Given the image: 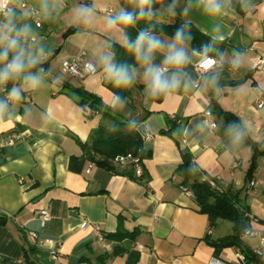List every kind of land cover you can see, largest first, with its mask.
Returning <instances> with one entry per match:
<instances>
[{"label": "crops", "instance_id": "0c3cea01", "mask_svg": "<svg viewBox=\"0 0 264 264\" xmlns=\"http://www.w3.org/2000/svg\"><path fill=\"white\" fill-rule=\"evenodd\" d=\"M239 3L240 11L232 0H225L222 14L215 18L193 7L188 17L160 19L164 24L190 19L202 33L226 42L227 47L207 74L200 71L193 55L186 72L199 90L182 88L158 101L144 89L135 92L130 104L116 109L129 121L145 123L155 134L152 142H144L152 156L142 161V177L135 179L92 163L82 173L70 171L71 157L83 154L75 139L87 142L105 123L101 115L70 96L72 88H84L107 105L112 92L99 69L96 75L79 80L62 68L63 62L78 56L95 62L97 53L111 50L108 45H120L116 35L106 30V18L120 8L133 11L131 0H49L50 14L42 11L41 0H29V8L40 11L42 28H37L29 10L16 13L18 24L33 29L35 41L29 40V46H42L47 53L40 65L46 75L41 88L24 91L0 120V264H28V252L35 264H102L98 256L117 249L104 264H239L238 250L210 244L234 232L224 235L195 197L182 189L178 171L186 154L204 180L214 179L221 188L237 192L241 205L248 208L250 225L259 239L264 237V104L259 107L264 103V65H260L264 0ZM78 5L95 6L91 26L74 22L73 9ZM161 60L158 55L155 63ZM237 60L238 66L233 63ZM213 75L215 83L206 84ZM137 83L143 84L140 79ZM220 110L231 112L238 122L227 121ZM174 116L182 120L177 124L181 136L164 133L172 129ZM241 122L246 139L237 145L227 129ZM43 210L51 215L45 226L40 221ZM119 230L134 236L122 242L107 237ZM35 234L47 243L39 244ZM51 250L58 253L56 259Z\"/></svg>", "mask_w": 264, "mask_h": 264}, {"label": "clouds", "instance_id": "9594fccd", "mask_svg": "<svg viewBox=\"0 0 264 264\" xmlns=\"http://www.w3.org/2000/svg\"><path fill=\"white\" fill-rule=\"evenodd\" d=\"M17 2L0 0V17H3L0 19V91H4L9 82L13 84L5 98L0 99V120L9 114L11 105L22 99L24 91L38 90L45 83V70L39 66L45 62L47 53L42 46H29L28 41L35 39L33 29L27 23H17ZM181 3L183 7L178 8ZM224 3L225 0H171L168 3L165 0H131L134 10L120 8L108 16L106 30L114 33L116 42L134 56L136 65L117 63L115 53L104 50L97 53L95 62L89 64L92 75H96L99 69L102 79L116 89H128L140 79L147 95L154 98L169 97L182 88L199 90L196 81L186 72L187 67L193 64V55L198 57L197 62L206 74L217 66L218 61L209 54L212 50L210 44L203 45L199 51L190 49V19H185L171 38L157 34L154 26H150L140 30L132 39L128 29L139 20L150 22L164 16L188 17L193 7L200 9L205 16L215 18L222 14ZM41 9L45 14H50L49 0H41ZM95 17L94 5H78L73 9V20L77 24L91 26ZM158 55L162 57L159 64L155 63ZM233 63L238 66V60ZM205 83L214 84V75L209 76ZM123 104L124 98L113 92L108 107L116 110ZM246 131L242 122L233 123L228 126L227 134L234 144L239 145L246 139Z\"/></svg>", "mask_w": 264, "mask_h": 264}, {"label": "trees", "instance_id": "16d2710c", "mask_svg": "<svg viewBox=\"0 0 264 264\" xmlns=\"http://www.w3.org/2000/svg\"><path fill=\"white\" fill-rule=\"evenodd\" d=\"M232 5L240 11L239 0H232ZM18 14V12H16ZM20 13V12H19ZM21 17V16H20ZM161 18H154L148 22L139 20L135 26L128 29V34L132 39H135L138 32L142 29L154 26L157 34H164L173 37L176 29L182 22H175L172 24H164L160 21ZM191 40L189 45L194 50L199 51L203 45L210 44V55L220 59L227 47L226 42L213 40L209 36L202 33L197 27L192 24ZM111 51L115 53L114 59L117 63L136 65L135 58L126 49L118 44L111 45ZM40 67V66H39ZM32 71H36L33 69ZM18 83V82H17ZM105 86L113 93L124 98V103L130 104L135 96V92L143 91L144 85L137 82L128 89H116L104 81ZM12 88V82L7 85ZM73 98L85 108L90 109L94 113L102 116L105 123L95 129L87 142H82L75 139L83 154L81 156H73L70 159V171L74 173H82L88 163L97 165V167L104 168L117 175H125L135 179L136 162L139 165L142 161L149 159L152 156L151 149L145 148L142 135L140 134L139 126L141 123L129 121L124 116L120 115L117 110H113L108 105L92 92L84 88H72L71 93ZM163 97L158 98L161 101ZM220 115L227 121L238 122V118L231 112L220 110ZM173 126L169 132L165 134L176 133L182 135V131L178 128L177 122L172 120ZM119 157H130L125 162L117 161ZM256 158V155L255 157ZM183 164L180 166L178 173L183 178V185L193 191L195 199L201 211L207 214L212 224L218 220H229L234 224V233L219 241L211 242L210 244L218 249L235 248L239 253H243L247 257L249 263L262 264L258 257L253 253L252 248L243 239V232L248 225L246 213L248 208L243 207L238 200L237 192L233 188H222V192L214 190L210 184L204 180L203 173L200 172L194 164L193 159L189 154L183 156ZM256 169V162L252 165V170ZM218 184V183H217ZM132 233H125L119 230L116 234H110L107 237L119 242L132 239ZM121 249V248H119ZM104 254L98 256V260L104 264L109 258L117 253ZM137 260V259H136ZM26 261L28 264H35L29 252L26 253Z\"/></svg>", "mask_w": 264, "mask_h": 264}, {"label": "built area", "instance_id": "2783aa9c", "mask_svg": "<svg viewBox=\"0 0 264 264\" xmlns=\"http://www.w3.org/2000/svg\"><path fill=\"white\" fill-rule=\"evenodd\" d=\"M29 0H18V2L15 4V10L16 12L18 11H24V10H29V14L30 17L32 19L35 20L36 22V26L37 28H42V21H41V16L40 11L37 10L36 8H29ZM0 19H3V17H0ZM31 41H33L32 39H30ZM35 41V39H34ZM89 62L86 61L83 56H78L77 58L73 59V60H66L65 62H63L62 64V68L63 71L70 75L71 77L77 78L79 80H84L86 79L88 76H93L92 75V68L89 66ZM218 65V64H217ZM260 65H264V60L260 61ZM198 67L200 69L201 72H205V69H203L200 64H198ZM98 73V70H97ZM11 88H9L8 86H6V89L4 91H0V99H4L6 96V92L8 90H10ZM263 101L260 102L259 107H263ZM212 113L209 111L207 112V116H211ZM173 120H175L177 122V124L181 125L182 124V120L178 119V117L174 116ZM212 127H216V124L213 123ZM140 129V134L142 135V139L143 142L149 143L152 142L155 139V134L154 132L145 124V123H141L139 126ZM13 142V140H10V143ZM130 157H119L117 158V161L120 162H125L127 160H129ZM136 176L137 177H142V169H141V165L138 164V162H136ZM205 181H207L214 190L218 191V192H222V188L221 186H219L216 181L214 179H205ZM255 182L251 181V186H254ZM183 191L188 194L191 197H195L193 191H191L188 187L182 186ZM247 219H248V225L245 228L244 232H243V239L244 240H248L250 238L253 237H259V233L254 230L252 228V226L250 225L252 222L251 216L247 214ZM51 220V215L47 210H43L41 212L40 215V221L42 226H45L47 222H49ZM88 227V223H84L82 225V228H87ZM34 238L36 240H38L39 244L44 245L45 243H47V241H45L44 239L40 238L38 234L34 235ZM102 238V236H101ZM253 253L258 257V259L261 261L262 264H264V237H260L259 239V244L257 247L252 249ZM51 254L53 256V258H57L58 253L55 250H51ZM237 259L239 264H255V263H249L247 261V257L245 254L243 253H238L237 254ZM210 264H219L217 261H213Z\"/></svg>", "mask_w": 264, "mask_h": 264}, {"label": "rangeland", "instance_id": "374dc122", "mask_svg": "<svg viewBox=\"0 0 264 264\" xmlns=\"http://www.w3.org/2000/svg\"><path fill=\"white\" fill-rule=\"evenodd\" d=\"M129 116H126L125 119H128ZM240 204H242L240 202ZM217 225L220 228V231L222 233H224V235H231L234 232V225L233 222L229 221V220H218L217 221ZM258 237H253L248 239V243L250 244V246H257L258 245Z\"/></svg>", "mask_w": 264, "mask_h": 264}]
</instances>
